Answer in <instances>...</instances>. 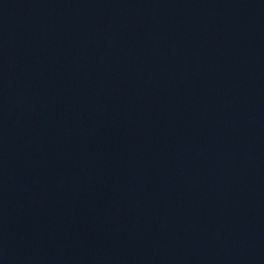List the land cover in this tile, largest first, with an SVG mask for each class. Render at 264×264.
<instances>
[{
	"label": "water",
	"instance_id": "95a60500",
	"mask_svg": "<svg viewBox=\"0 0 264 264\" xmlns=\"http://www.w3.org/2000/svg\"><path fill=\"white\" fill-rule=\"evenodd\" d=\"M0 264H264V0H0Z\"/></svg>",
	"mask_w": 264,
	"mask_h": 264
}]
</instances>
